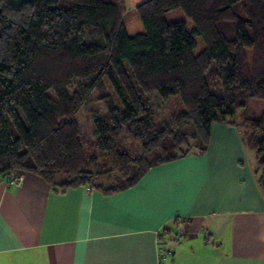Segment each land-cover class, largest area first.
<instances>
[{"label": "trees", "instance_id": "trees-1", "mask_svg": "<svg viewBox=\"0 0 264 264\" xmlns=\"http://www.w3.org/2000/svg\"><path fill=\"white\" fill-rule=\"evenodd\" d=\"M176 8L189 30L167 21ZM132 9L143 30L129 34L123 0H0V181L31 172L61 190L117 192L153 165L204 152L221 122L253 150L264 195V0H143ZM94 90L98 107L89 106ZM152 93L160 103L178 98L168 120ZM82 106L90 134L76 120ZM129 139L138 154L126 150Z\"/></svg>", "mask_w": 264, "mask_h": 264}, {"label": "crops", "instance_id": "crops-1", "mask_svg": "<svg viewBox=\"0 0 264 264\" xmlns=\"http://www.w3.org/2000/svg\"><path fill=\"white\" fill-rule=\"evenodd\" d=\"M246 152L235 127L214 122L204 152L117 192L61 190L31 172L2 180L0 264H264V195Z\"/></svg>", "mask_w": 264, "mask_h": 264}, {"label": "rangeland", "instance_id": "rangeland-1", "mask_svg": "<svg viewBox=\"0 0 264 264\" xmlns=\"http://www.w3.org/2000/svg\"><path fill=\"white\" fill-rule=\"evenodd\" d=\"M123 2H124L126 9L128 10L124 16V22L126 24V28L128 29V31L131 32L132 29L130 27V24H133L136 21L139 22V19L136 15V12L132 9V7L135 5V3L132 0H123ZM68 4L69 3H66V5H68ZM165 17H166L168 22L174 21V20H184L186 22L188 30L192 27V23L184 16L182 11L178 8L169 11ZM140 30L142 31L143 28H141ZM195 40H196V45H195L193 51H194V53H197L203 48V43H202V40L200 39V37H198V36H195ZM97 94H98L97 90H94L92 92V94L90 96L91 101L89 103L90 107H95V106L98 107L97 101L93 100L97 96ZM149 96H150L151 101H153L154 103H157L159 105V109L157 110V113L161 119L168 120L169 119V115L167 113L168 110H173V109L177 110V108H178L177 104H179V101H178V98L176 96H170L168 98V100L162 101L161 103H160L159 97L156 94L152 93ZM261 106H262V103L260 101H256V103L252 102L251 103V110H253V112L255 114H258L261 110ZM99 108H100V110L103 109L102 104L99 106ZM76 120H77V122L81 128V131H83L86 134H90L92 132L93 125H92V122L90 121V119L88 117L86 108L84 106H82L80 108V110L78 111V113L76 114ZM125 148L131 155H136L140 152L141 145H140L139 141L129 139V140H126V142H125ZM246 151L247 152H246L245 160H247L250 164L253 165L255 163L254 152L251 148H247V147H246ZM99 181L104 182L102 177H99Z\"/></svg>", "mask_w": 264, "mask_h": 264}, {"label": "built area", "instance_id": "built-area-1", "mask_svg": "<svg viewBox=\"0 0 264 264\" xmlns=\"http://www.w3.org/2000/svg\"><path fill=\"white\" fill-rule=\"evenodd\" d=\"M23 179V174L22 173H17V172H12L5 180V184L7 186H12V185H17L19 183H21ZM86 189H90L91 187V183H89L88 185L85 186ZM170 253V251L166 248H159L158 250V254H159V258L160 261H164V259L166 258V256Z\"/></svg>", "mask_w": 264, "mask_h": 264}]
</instances>
